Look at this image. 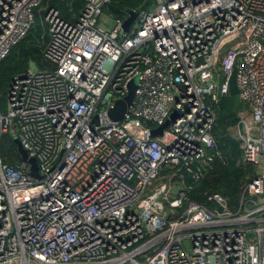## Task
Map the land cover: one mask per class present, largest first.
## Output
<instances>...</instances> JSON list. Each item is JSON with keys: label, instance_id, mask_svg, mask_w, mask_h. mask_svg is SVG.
Returning a JSON list of instances; mask_svg holds the SVG:
<instances>
[{"label": "built area", "instance_id": "built-area-1", "mask_svg": "<svg viewBox=\"0 0 264 264\" xmlns=\"http://www.w3.org/2000/svg\"><path fill=\"white\" fill-rule=\"evenodd\" d=\"M81 1L74 22L46 6L48 68L15 76L0 110V139L20 138L41 174L0 155V264H264V0H153L129 31L113 0ZM41 2L0 0V61ZM233 76L250 107L241 161L256 171L235 211L219 192L188 198L222 156L215 106Z\"/></svg>", "mask_w": 264, "mask_h": 264}, {"label": "trees", "instance_id": "trees-1", "mask_svg": "<svg viewBox=\"0 0 264 264\" xmlns=\"http://www.w3.org/2000/svg\"><path fill=\"white\" fill-rule=\"evenodd\" d=\"M137 1L118 0L117 2V0H113L110 9L114 11L115 15L123 16L121 9L127 11L137 8ZM53 3L55 6L59 4L63 6L66 2L58 3L53 1ZM73 4L79 11L84 6V2L81 0H74ZM59 8L62 10V7ZM39 32L38 28L32 27L28 35L0 61L1 111H4L6 108L8 91L14 77L29 68L28 61L30 59L37 60L42 69L48 68V62L44 59L43 49L40 46L41 39L38 40L41 33ZM215 109L217 122L213 128V133L217 140L218 150L221 151L222 156H215L211 168L205 173L200 182L195 185V188L189 191L188 198L206 203L208 194L219 192L229 200V203L233 204L235 198L240 199L247 181L256 172L254 165L242 162L238 163L242 156V150H240L239 142L230 134V127H234L239 121V112L245 109V103L239 101L238 93H235L231 88L228 95L220 100ZM0 155L5 162L12 165H17L22 160L10 134L1 136ZM187 181L188 183L191 182L189 178H187Z\"/></svg>", "mask_w": 264, "mask_h": 264}, {"label": "rangeland", "instance_id": "rangeland-1", "mask_svg": "<svg viewBox=\"0 0 264 264\" xmlns=\"http://www.w3.org/2000/svg\"><path fill=\"white\" fill-rule=\"evenodd\" d=\"M55 2H58V3H61V2H66L65 5H61L59 4L58 6L59 7H62V10L63 12V17H65L66 19L74 22L75 19H76V16L79 14L78 11L79 9L75 8L73 2L74 0H53ZM52 0H42V2L40 3L39 6L35 7L34 8V12H35V20H34V23H33V27H36L38 28V30L41 32L40 33V38L38 39H41V43H40V46L41 48L43 49L44 46H46V44L48 43L49 41V33L47 31V26L42 22V17L44 15V11H45V8L46 6H55L54 3H53ZM155 2L153 0H138L137 1V6L143 10V9H149L150 6H152ZM58 6H55L57 8H59ZM60 9V8H59ZM61 10V9H60ZM61 10V11H62ZM107 18V15L104 13L102 14L100 17H99V26H107V27H113L114 24H115V19H109L106 23H104V20ZM138 24V20H136L134 23H133V26L136 27V25ZM239 37H237L236 35H232L230 37H227L225 39V41H229V42H233V41H236ZM28 67L30 69H37V68H41V65L40 63L35 60V59H30L28 61ZM232 88V90L235 92V93H238V87H237V83H236V78L235 76L232 77L231 81H230V89ZM6 95V94H5ZM6 99V98H5ZM240 102H242L240 99H239ZM245 109L248 110V112L250 111V107L249 105L245 104ZM242 111V110H241ZM240 111V112H241ZM239 112V113H240ZM171 129L168 128L167 129V132L170 131ZM230 134L233 138H235L236 141L239 142V147H240V150H242V142H241V139L239 137V133L237 132L235 126L234 127H230ZM239 162H242L241 161V158L239 159L238 163ZM243 163V162H242ZM244 191L241 193V197L240 199L238 198H235L234 199V202L233 204L232 203H229V207L232 209V210H239L240 208V205H241V199H242V195H243ZM238 199V200H237ZM228 200V199H227ZM229 202V200H228ZM251 203L249 202L248 200L244 199L243 200V205L244 207H248V208H252V207H249L251 205L248 206V204ZM185 207H182L179 209L180 213L183 212L185 210ZM241 212L242 214H244V211L243 209L241 208Z\"/></svg>", "mask_w": 264, "mask_h": 264}, {"label": "water", "instance_id": "water-1", "mask_svg": "<svg viewBox=\"0 0 264 264\" xmlns=\"http://www.w3.org/2000/svg\"><path fill=\"white\" fill-rule=\"evenodd\" d=\"M129 16L125 19L123 28L125 31H129L132 23L136 21L138 14H139V9H129ZM137 78H134L129 82V91L126 96L123 98L117 99L114 102V106L111 107L108 111L109 117L113 120H120L124 114L128 111L129 107L133 103V99L135 97V92L137 89ZM173 117V114L160 126L157 128L152 129V134L153 135H162L164 132V129L170 124V121ZM18 152L20 154V157L23 161H26L30 164V171L29 174L35 178H41V174L39 172V164L34 156H30L28 151L23 147L20 138L14 137L13 138ZM179 188L176 189V192L178 191Z\"/></svg>", "mask_w": 264, "mask_h": 264}]
</instances>
